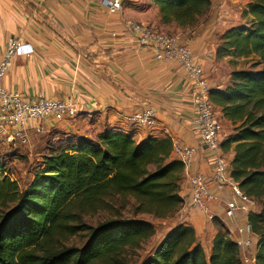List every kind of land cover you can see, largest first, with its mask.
<instances>
[{
    "label": "trees",
    "instance_id": "1",
    "mask_svg": "<svg viewBox=\"0 0 264 264\" xmlns=\"http://www.w3.org/2000/svg\"><path fill=\"white\" fill-rule=\"evenodd\" d=\"M148 1L158 8L161 24L178 27L193 26L211 7V0ZM241 18L244 23L219 34L215 57L253 55L264 65V0H248ZM54 34L72 47L61 33ZM209 98L232 126L220 142L223 153L232 148L229 175L259 206L246 212L256 241L241 250L214 216L217 232L207 257L194 228L178 223L156 240L140 264H247L245 252L251 264H264V68L231 71L229 83L210 89ZM46 150L23 190L0 161V264H128L126 253L154 236L153 223L118 214L90 227L81 222L83 214L112 209L118 201L125 208L131 199L136 213L165 219L183 202V166L172 157L168 136L137 141L132 131L104 127L95 140L68 137L47 144ZM80 233L86 236L81 247L65 244Z\"/></svg>",
    "mask_w": 264,
    "mask_h": 264
},
{
    "label": "crops",
    "instance_id": "2",
    "mask_svg": "<svg viewBox=\"0 0 264 264\" xmlns=\"http://www.w3.org/2000/svg\"><path fill=\"white\" fill-rule=\"evenodd\" d=\"M25 2L29 6L25 7L16 0H0V57L13 39L28 45L31 50L30 54L13 59L2 80L5 89L19 92L26 98L44 97L60 101L70 98L78 114L63 122L79 136L88 137L84 132L87 127L95 129L96 134L104 127H110L123 132L132 131L137 141L149 135L168 136L199 147L185 71L175 61L156 60L152 51L139 46L129 31L128 22L153 23L152 27L159 30L163 26L159 18H148L149 13H159L155 5L148 0H123L121 11L110 14L100 6L99 0ZM218 24L222 25L223 21L214 19L185 44L192 51L194 60L203 66L211 89H221L229 83V79L223 82L218 76L217 43L212 37ZM226 29L223 27V31ZM54 31L65 36L72 47L63 44ZM145 108L155 112L154 127L147 129L126 122L127 115ZM223 121L225 126L230 125L229 121ZM56 123L62 122L47 119L33 124L56 128L59 126ZM225 155L231 160L232 148ZM212 169V158L199 148L188 173L200 172L210 181ZM179 185V195L184 201L190 193L184 171ZM209 186L212 193L219 194L213 182ZM221 194L230 198L227 189ZM209 210L223 223L234 241L238 238L236 229L242 228L241 220L247 225L246 213H236L233 218H228L218 204H210ZM171 220L174 222L164 225L161 235L178 223L188 224L194 228L203 250L205 245L210 252L217 227L202 212L183 203ZM248 236L253 235H242L243 238Z\"/></svg>",
    "mask_w": 264,
    "mask_h": 264
},
{
    "label": "built area",
    "instance_id": "3",
    "mask_svg": "<svg viewBox=\"0 0 264 264\" xmlns=\"http://www.w3.org/2000/svg\"><path fill=\"white\" fill-rule=\"evenodd\" d=\"M99 4L107 13L115 14L121 11L123 0H99ZM128 27L139 46L150 49L158 61H175L188 77L194 115L192 123L199 140V147L184 144L180 139L170 137L172 157L182 164L190 187V193L183 203L202 212L208 220L214 217L209 210L210 204H218L222 207L228 218H233L234 214L239 212H248L255 203L244 195L238 183L229 175V160L220 149L222 119L209 98L211 88L203 66L194 60L192 51L178 35L163 34L141 22H128ZM30 53L28 45L13 39L8 42L0 57V142L6 145L28 143L29 130L33 127L39 128V125L33 123L47 119L63 122L75 118L78 114L70 98L63 101L44 97L26 98L19 92L9 91L2 86V80L13 59ZM125 120L131 125L150 129L154 127L157 119L153 109L145 108L127 115ZM199 148H203L212 158L213 169L210 181L200 172L188 173ZM211 182L214 183L219 194L210 191ZM224 189L228 190L231 199L220 196ZM236 233L238 238L235 242L245 251L252 244L249 236L242 237L243 233L250 234L249 226L246 225V229L237 228ZM244 261H248L245 255ZM251 261L254 260L250 259Z\"/></svg>",
    "mask_w": 264,
    "mask_h": 264
},
{
    "label": "rangeland",
    "instance_id": "4",
    "mask_svg": "<svg viewBox=\"0 0 264 264\" xmlns=\"http://www.w3.org/2000/svg\"><path fill=\"white\" fill-rule=\"evenodd\" d=\"M247 3L248 0H211V7L209 11L205 15L199 17L197 22L193 26L178 27L174 23L167 25H163L160 23L163 26L157 31L163 34L178 35L181 41L186 44L188 41L194 39L195 36L201 33V31L214 19L219 21L222 20L223 24H218L219 26L216 27V31H218V33H216L215 31L213 32L212 36L214 42L218 43L219 31L222 33L223 27L230 28L231 26L244 23V20L241 18V12L245 9ZM148 18L150 20H156L159 18V13L156 15L154 13H149ZM152 25L149 26L152 27ZM262 68H264V65L258 64L257 58L253 55L247 58L236 59L225 57L219 59L218 76L220 77V79H223V82H225L227 79H229L230 73L233 70H259ZM216 110L219 111L218 108H216ZM56 124L59 125L56 128H52L51 126L47 127L41 124L38 126L39 128L33 127L32 129H30L28 132V143H26L25 145H6L0 142V161H2L5 165L6 175H8L10 180L17 183L20 190L25 189L29 185L34 171L37 169L42 160V156L47 152V144L51 142L57 143L60 142V140L68 139V137L79 136L77 133L69 129L68 123L62 122ZM222 125L223 130L221 135L225 137L229 133H231L232 126L231 124H227V126H225L223 119ZM84 132L88 134L87 138L91 140H95L96 136L98 135L95 133V129L93 130L92 127L85 128ZM229 197V199L232 198L230 193ZM118 202L113 203L114 208L112 209H97L91 212L84 213L81 218V222L86 226L95 227L97 224L105 220L112 219L118 214H120V216L124 218H136L151 221L155 229L154 236L143 241L138 249L129 250L126 253L128 264H140V262L150 254L156 240L158 239L159 235H161V229L163 231V228H165V226H169L174 222L173 220H171L174 215L165 219H156L147 214L136 213L132 208L133 201L131 199H128L125 208H120ZM182 204L180 205V207L182 206ZM255 205V208L253 206L250 209L259 210V206L257 204ZM240 214H245V212H241ZM240 225L243 229H246V224L244 223L243 219L241 220ZM85 240V233H80L75 236L69 237L66 240L65 244L67 246L81 247L84 244ZM251 240L254 242L253 236H251ZM204 249L206 256L208 257L209 251L207 247H205V245ZM243 255L248 258L247 264H251L250 252H245Z\"/></svg>",
    "mask_w": 264,
    "mask_h": 264
}]
</instances>
